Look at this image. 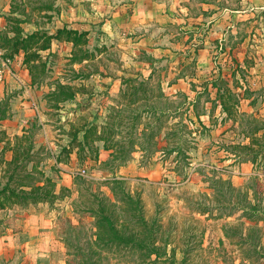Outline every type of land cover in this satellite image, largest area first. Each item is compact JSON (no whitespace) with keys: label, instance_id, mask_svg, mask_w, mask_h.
I'll list each match as a JSON object with an SVG mask.
<instances>
[{"label":"rangeland","instance_id":"obj_1","mask_svg":"<svg viewBox=\"0 0 264 264\" xmlns=\"http://www.w3.org/2000/svg\"><path fill=\"white\" fill-rule=\"evenodd\" d=\"M257 1L0 0V107L6 111L0 120V190L7 184L29 187L25 176L35 164L33 176L42 171L52 177L58 195L28 204L2 197L0 237L9 236L13 244H5L0 264H69L74 258L83 264L82 252L95 251L101 253L100 264H140L137 254L88 244L95 228L87 209L96 205L95 194L114 198L109 187L140 198L145 215L157 218L161 237L170 241L168 251L175 253L176 262L167 264H178L184 255V264H252L236 240L227 238L225 227L254 222L228 206L227 185L217 186L224 187L222 196L211 183L230 180L254 200L253 187L264 204V8ZM65 26L87 32L82 42L94 56L72 62L73 43L55 37L43 49L44 35L54 36ZM34 32L35 39L22 42ZM150 75L176 106L185 102L184 110L219 75L229 79L239 103L231 115L218 108L202 115V123L187 109L185 154H169L179 139L164 132L174 130L180 117L168 122L165 117L156 151L138 149L117 167L112 160L119 153L102 149L103 144L135 137L131 128L139 112L141 126L159 122L144 108L152 102L135 103L132 84L123 81ZM59 81L73 86V100L50 99ZM205 99L207 94L201 112L212 106ZM87 122L113 127L93 142L99 157L88 148L82 163L78 147L70 153L64 147L72 140L70 130ZM36 216L46 217L40 228ZM258 226L264 250V220ZM15 235H28L31 243L18 247Z\"/></svg>","mask_w":264,"mask_h":264},{"label":"trees","instance_id":"obj_2","mask_svg":"<svg viewBox=\"0 0 264 264\" xmlns=\"http://www.w3.org/2000/svg\"><path fill=\"white\" fill-rule=\"evenodd\" d=\"M86 33L87 32L85 31L79 32L78 30L68 29V27L65 26L62 29H58L54 36L44 35L47 43L43 45V49L49 47L48 45H50L52 38H62L73 43L71 61L83 63L94 56V53L84 46L86 40L82 42ZM37 35V32L31 33L23 38L22 42L26 43L30 39L33 40ZM30 60L31 59L28 61ZM153 60L155 59L153 58ZM138 76H129L128 78H124L123 81L132 84L134 88L132 94L135 96V103H137V101H143L141 105L143 106L149 104V101L152 102L151 105H147L144 108L145 110L149 108L151 111H147L148 114L151 117H156L159 122H154L152 124H145L144 122L143 126H141L138 122L139 117L141 116V112H139L137 114V119L134 121V125L131 128L133 130L132 134L135 135V137H132L128 143L119 142L103 144L102 149L113 150L114 152L119 153L118 155L116 154L113 158L114 160H112L113 163H115L116 160L119 162L117 167L123 166L129 162L131 154L138 149H141L142 151L147 150L150 153L156 151L158 145L156 138L162 131H164L163 119L165 117L167 122L170 118L173 119L180 117V119L173 124L174 127H171L175 128L174 130L176 131L169 128L170 131L164 132L166 135L165 137L179 139L176 146L169 149V154L173 152L185 154L181 142L187 133V130L183 131L184 127H187L184 123L187 116L183 117V115L188 112L187 109H189L188 113H190V110L192 109L197 117L196 121L202 123V115H206L208 112L212 115V112L215 109L217 110V108L220 109L222 114L228 113V115H231V110L234 109L235 104L239 103L238 97H236L232 87L228 84L229 79L224 75H219L217 78L212 79V81L205 83L204 89L197 91L195 97L188 102L189 107H186L185 110L183 106L185 102L176 106L175 102L166 95L160 83L154 84L151 82L152 75L142 79H139ZM156 89L158 90L157 92ZM139 91H142L144 94L138 95ZM75 94L72 85L59 81L55 84L54 89L48 94V96L50 99H53L58 103L73 100ZM205 94H207V99H205V101H210L212 106L210 110L207 108L205 111L201 112L198 110V107ZM231 100H233V102H231ZM204 105L205 102H203L202 106L204 107ZM5 117L6 111L0 107V120ZM193 121L194 120L192 119L191 122L194 123L195 121ZM108 125L109 122L104 125H100L97 122H87L81 127L72 128L69 132L72 140L64 147V150H67L70 153L75 147H78L79 153L77 156L80 162L83 163L87 159L86 155H83V152L88 148H95V151L97 152L95 159H97L100 155H98V153H100V147L94 146L93 142L103 139L105 134L106 136H109L108 129L112 128L113 125L111 127ZM255 132L256 131H253V133ZM99 133L101 134L100 136ZM247 136V134L244 135V139L248 138ZM245 146L247 148V145ZM31 148L32 143L29 145V149ZM57 161L61 162V159L58 158ZM35 170L37 171L36 165L34 164L31 171L27 172V175L25 176L29 179L26 184L29 187H16L12 189L11 187H8L7 184L6 187H3L0 190V206H3V204H1L2 197L3 199L17 198L18 201L21 200L28 204V202L51 201L58 196L55 191V180L42 171H39L38 176H33ZM116 183H119V181H116ZM219 184L227 185L232 191L228 198V206L232 207V209L241 210L243 216L246 217L247 220L254 222L252 225H244L243 223H240L239 225H236V227H225L227 238L233 241L236 240V243L242 254H244L246 260H250L252 264H264V260H261L264 258V250L262 247L263 231L260 226H258L259 223L264 220V204L262 200L257 199L258 191L252 187V189L255 190L254 193H252V195H254L253 200L249 198L250 193L248 194V191L241 194V190L235 187L232 184V181L218 178L213 180L211 185L215 188V192L221 193L222 196H226L227 194L223 191L224 187H217ZM109 188L114 195V198H111L106 193H101L102 195L95 194L96 205L87 209L90 215L94 217L95 228L94 235L88 239L90 247L93 248L99 246L100 248L107 250V252H116L120 255L124 250L127 252L126 255L137 254V262L140 264L145 262H151L152 264H167L170 261L174 263V249L168 251L170 241L164 239L160 235L162 225L158 222L157 218L150 219L145 215V209L141 199L135 198V196L125 190L123 195L120 196L119 187ZM71 226H74L72 229H77L75 228V225ZM25 240L26 237H23L22 242ZM19 251L17 253L22 252V250ZM96 255H98V260H94ZM81 256L84 257L83 264L101 263V261H99L101 258L100 252L95 251L91 252V254L82 252ZM186 258L187 255H184L183 259L178 261V264L186 263ZM75 260L77 259L74 258L68 263L77 264ZM240 262H242V260ZM78 264L82 263L78 262Z\"/></svg>","mask_w":264,"mask_h":264},{"label":"crops","instance_id":"obj_3","mask_svg":"<svg viewBox=\"0 0 264 264\" xmlns=\"http://www.w3.org/2000/svg\"><path fill=\"white\" fill-rule=\"evenodd\" d=\"M258 2V1H257ZM260 7H262V8H264V0H260L258 3H257ZM41 218H43V219H41ZM46 217H44V216H36L34 219H33V222L36 224V226L38 227V228H40V227H42L43 225H44V221H46V220H44ZM41 220H43V221H41ZM35 227V226H34ZM34 227H32V228H34ZM9 237V236H8ZM8 237H6V238H4V239H1V237H0V258H2L3 257V249L5 248V244H9L10 242L12 243L13 241L11 240H9L8 239ZM23 237H26V240L24 241V242H22V238ZM23 237H16V235L15 236H13L12 237V239H14V241H16L17 239V246L18 247H24L26 244L27 245H29L30 243H31V241H30V236H28V235H24ZM40 239H42V238H39V240ZM41 241V240H40ZM13 244V243H12ZM16 245V244H15ZM41 247V246H40ZM25 248V247H24ZM34 248H36V249H39V248H37L36 246L34 247ZM41 249V248H40Z\"/></svg>","mask_w":264,"mask_h":264},{"label":"built area","instance_id":"obj_4","mask_svg":"<svg viewBox=\"0 0 264 264\" xmlns=\"http://www.w3.org/2000/svg\"><path fill=\"white\" fill-rule=\"evenodd\" d=\"M1 52H2V49H1V45H0V56H1ZM83 172H85V170H83Z\"/></svg>","mask_w":264,"mask_h":264}]
</instances>
